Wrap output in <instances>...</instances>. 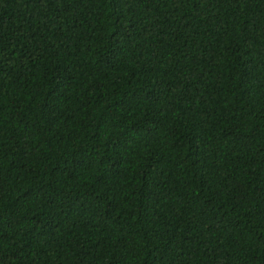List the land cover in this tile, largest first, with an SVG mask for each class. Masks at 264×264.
I'll use <instances>...</instances> for the list:
<instances>
[{"label":"trees","instance_id":"16d2710c","mask_svg":"<svg viewBox=\"0 0 264 264\" xmlns=\"http://www.w3.org/2000/svg\"><path fill=\"white\" fill-rule=\"evenodd\" d=\"M0 264H264V0H0Z\"/></svg>","mask_w":264,"mask_h":264}]
</instances>
